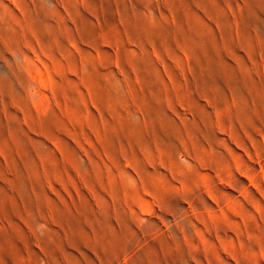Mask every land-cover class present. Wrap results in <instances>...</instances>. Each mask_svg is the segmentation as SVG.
<instances>
[{"label": "rangeland", "instance_id": "374dc122", "mask_svg": "<svg viewBox=\"0 0 264 264\" xmlns=\"http://www.w3.org/2000/svg\"><path fill=\"white\" fill-rule=\"evenodd\" d=\"M0 264H264V0H0Z\"/></svg>", "mask_w": 264, "mask_h": 264}]
</instances>
